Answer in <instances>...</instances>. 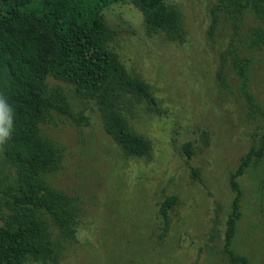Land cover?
Instances as JSON below:
<instances>
[{
    "label": "trees",
    "instance_id": "16d2710c",
    "mask_svg": "<svg viewBox=\"0 0 264 264\" xmlns=\"http://www.w3.org/2000/svg\"><path fill=\"white\" fill-rule=\"evenodd\" d=\"M203 3L208 27L194 61L200 62L203 75L207 73L204 61L214 62L216 70L209 68L207 76L211 80L216 76L219 89L227 76L239 80L242 106L240 114H235L243 120L240 125H250L255 114L264 120V107L246 91L252 67L258 64L264 70V0ZM126 9L134 12L143 30L139 36L184 40L180 12L166 0H0V96L14 109L11 138L0 146L2 163L14 170L11 177L0 175V264H64L65 256L75 255L73 247L93 236L80 227L84 213L78 198L52 182L61 176L73 179L69 171L76 165L64 159L67 144L59 143L53 132L66 121L76 125L91 121L84 110H72L69 97L94 104L98 114L95 127L108 135L123 161L151 156L150 142L130 128L126 116H132L141 105L149 113L156 102L149 85L119 59L113 46L117 31L107 23L109 18H121L137 24ZM155 74L163 81L171 77L161 70ZM214 84H210L213 91ZM262 124L249 128L242 138L247 145L225 172L227 208L213 218L214 226L222 223L217 241L229 264L250 263L248 257L229 250V240L244 211L240 209L245 206L240 183L244 175H251L255 187L250 200L256 201L260 211L264 208ZM210 132L196 127L194 140L177 143L176 153L191 181L199 178V170L190 161L209 147ZM174 203L177 197L170 194L158 204L155 218L164 227L170 221L167 209Z\"/></svg>",
    "mask_w": 264,
    "mask_h": 264
},
{
    "label": "rangeland",
    "instance_id": "374dc122",
    "mask_svg": "<svg viewBox=\"0 0 264 264\" xmlns=\"http://www.w3.org/2000/svg\"><path fill=\"white\" fill-rule=\"evenodd\" d=\"M203 1L166 0L180 12L186 31L181 43L139 36L143 30L129 9L125 11L137 24L107 19L117 31L113 46L119 59L131 74L149 85L156 102L149 113L142 111L141 105L132 116H126L130 128L150 142L151 156L148 160L123 161L108 135L95 127L98 114L94 104L68 98L72 110H84L91 121L88 125L66 121L53 132L59 143L68 146L64 159L76 165L69 171L73 179L61 176L52 182L78 198L84 213L80 227L92 231L93 236L73 247L75 255L65 256L64 264H229L217 241L222 223L214 226L213 218L223 215L227 208L225 172L247 145L242 138L249 128L262 126L264 120L255 114L250 125H240L243 120L235 114H240L242 106L239 80L227 76L225 86L219 89L216 76L214 80L207 76L209 68L216 70L214 62L204 61L207 73L203 75L200 62L194 61L208 27ZM227 68L223 69L226 73ZM158 70L171 77L164 81L157 78ZM252 72L246 91L249 89L254 101L264 107V70L256 64ZM213 83L214 91L210 89ZM196 127L210 130L212 140L190 161L199 170V178L191 181L186 178L188 168L183 166L176 146L194 140ZM13 172L2 163L0 151V175L11 177ZM250 177L244 175L240 182L246 207L240 205L244 211L229 240V250L248 257L249 264H264V208L260 211L256 201L250 200L255 189ZM170 194L177 197V203L167 209V228L156 220L155 212Z\"/></svg>",
    "mask_w": 264,
    "mask_h": 264
},
{
    "label": "clouds",
    "instance_id": "9594fccd",
    "mask_svg": "<svg viewBox=\"0 0 264 264\" xmlns=\"http://www.w3.org/2000/svg\"><path fill=\"white\" fill-rule=\"evenodd\" d=\"M14 128V109L7 103L6 98L0 96V146L10 138Z\"/></svg>",
    "mask_w": 264,
    "mask_h": 264
}]
</instances>
